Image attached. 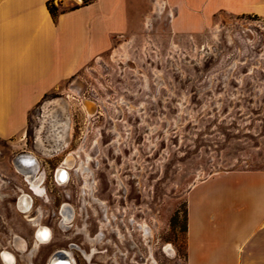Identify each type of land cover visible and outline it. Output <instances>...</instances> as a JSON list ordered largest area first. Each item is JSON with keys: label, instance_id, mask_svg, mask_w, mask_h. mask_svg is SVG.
<instances>
[{"label": "rangeland", "instance_id": "1", "mask_svg": "<svg viewBox=\"0 0 264 264\" xmlns=\"http://www.w3.org/2000/svg\"><path fill=\"white\" fill-rule=\"evenodd\" d=\"M155 12L152 25L139 36L119 40L82 76L45 97L32 110L22 139H0V196H4L0 197V251L12 250L14 233L25 239L28 248L34 242V227L17 207L20 197L15 201L22 190L30 199L28 214L36 213L28 194L35 193L14 164L23 150L53 169L67 151L85 148L79 159L92 155V160H85L91 180L97 181L92 196L105 209L103 213L89 197V205L81 208V177L73 174L68 189L78 215L73 207L75 217L67 233L74 234L67 240L59 219L53 239L42 220L52 239L42 245L34 264H46L50 254L69 241L89 251L84 233L76 229L86 223L89 236L95 237L101 221L107 226L94 263L184 264L186 198L192 186L230 170H264V17L219 12L208 27L176 32L171 8L163 15ZM77 80L82 81L81 92L74 90ZM58 98L70 105L75 133L70 147L51 157L53 152L46 153L38 137L44 106ZM91 103L95 110L89 109ZM71 156L74 163L69 168L76 165ZM64 189L49 187L52 202L47 204L46 193L45 203L36 204L41 203L44 211L58 210L67 199ZM21 203L27 205V199ZM143 224L150 235L139 228ZM168 244L173 255L164 250ZM13 252L16 264H25ZM75 255L77 264H86L78 252Z\"/></svg>", "mask_w": 264, "mask_h": 264}, {"label": "crops", "instance_id": "2", "mask_svg": "<svg viewBox=\"0 0 264 264\" xmlns=\"http://www.w3.org/2000/svg\"><path fill=\"white\" fill-rule=\"evenodd\" d=\"M50 1L0 0L2 140L22 139L45 97L82 76L119 40L139 36L152 25L154 9L173 10L176 32L208 27L219 12L264 17V0L63 2L56 17ZM184 264H264V170H230L192 186Z\"/></svg>", "mask_w": 264, "mask_h": 264}, {"label": "flooded vegetation", "instance_id": "3", "mask_svg": "<svg viewBox=\"0 0 264 264\" xmlns=\"http://www.w3.org/2000/svg\"><path fill=\"white\" fill-rule=\"evenodd\" d=\"M92 104L93 103H91V105L90 104L88 105L89 106V109L92 106ZM68 109H69V111H68V128H67L66 134L64 135V137H62L58 141V143H55L54 144V147L51 150H49L48 152H46V153H50L52 151L53 153H52L51 157L58 156L60 153L64 152L66 149H68L70 147V145H71L72 138H73V135L75 133V129H74L75 126H74V120L71 119L72 115L70 113V111H71L70 105H68ZM86 117H87V115H86ZM71 122H72V124H71ZM68 135H70L68 137V144L65 147L62 148L61 147L62 144H64V143L66 144V142H67V136ZM85 136H87V134ZM84 151H85V148L83 150H81V151L80 150L79 151H76V150H71V151L69 150V151H67L66 154L61 158V160L57 163V165L53 169H47V167L43 164V161L37 155H35V154H34L36 156L35 158L38 161L36 165L35 164L34 165H31L26 160V158H27L26 156L25 157L24 156H21L19 158V161H17L18 162L17 163L18 166L25 165L26 167H28V169L31 170V172L30 171H28V172L33 174V179L32 180L36 183V185H35L36 188H34V187L31 188L29 186V188L31 189V191L33 193H35V194H32V193H28L27 192L28 194L31 195V208L34 209V213L37 211V209L40 206H42L41 203L40 204H36L37 200H39L41 202H44L43 201V198L45 200H46V198H48L46 196V193L50 196L49 203H47V204H50L52 202V196L49 194V187L52 186V187L59 188V189L66 188V189H64V192H65V195H66L67 199L61 203V205L59 206L58 210H56V211L54 210L52 212L49 211V210H47V209H45L47 211H44L43 210V218H44L43 219V223L45 225L49 226L50 229L52 230L53 239H54V233H55V229H54L55 226L54 225H57L58 226V220L60 219V221H61V219H62V214H61V218H60V212L62 213V210H64V209H65V213L70 212V214L72 216L71 221L69 222L70 223V227L64 232V234H66L65 235V238L67 240H70L71 239V235L74 234V233H71V234L68 235V233H67L72 228V224L71 223L73 222V219H74L73 217H75V210H76V213L78 215L77 207L73 203L70 202V200L72 199V194H71L70 189H68L69 185L73 181L72 180L73 174L75 176L77 175L78 177H81V178H79V181L82 184V194H81L82 207L81 208H84V206L89 205V202L91 200L95 204H98V202H102V201L99 200V198H94L92 196V194L95 192V186L97 185V181L95 183L94 181L91 180L92 173H91V171L89 169V166H88L87 162H85V160H86V158H87V160L89 158H90V160H92L93 157H92V155L87 154V157H85V159H83L84 161L83 160H80L79 159V157H80L79 155L81 154V152H84ZM20 152H27V151L23 150V151H20ZM72 154L76 158V163L75 164L76 165L79 164V166H80V168L77 167L76 170H75V166L76 165H74L72 168H69L70 165H72L74 163L73 162V159H72V156H71ZM91 162H90V166H91ZM62 166H63L64 171H65V177L64 178H60V177L57 176L58 169L60 167H62ZM13 167H14V170L16 171V168H15L14 164H13ZM43 171H45V172H43ZM23 176H24V174H23ZM2 181H3V183H5V180H2ZM26 181H27V179H26ZM60 181H62L63 183L60 184L59 183ZM28 184H29V182H28ZM22 192H23L22 190L18 191V193L16 195V199H15L16 202H18V198L21 197V195H23ZM18 194H20V195H18ZM3 197L4 196L1 195V198H3ZM87 197H89L91 200L88 201L87 200ZM19 199H21V198H19ZM64 202H68V203H64ZM19 203H20V200H19ZM19 203L17 205V207L19 209H21V208L23 209V207L24 208H27V206L30 207V199H28V202H27L28 205H24L25 203H22V207H21ZM14 207H15V204H14ZM73 207L75 208V210H74ZM22 211L24 212V210H22ZM29 212L30 211H28V213ZM50 212H51V214H50ZM24 214H26V213H24ZM35 216H36V213L34 215H30V218L33 219ZM50 218H52V219L50 220ZM59 224H60V222H59ZM45 225H43V227L46 228L48 231H50L49 228L47 226H45ZM33 227H34V232H33L34 237H33V240L35 241V232H37L39 229H38L37 226H33ZM76 231L77 232H79V231L80 232H83L82 229H78V230L76 229ZM52 236L50 235V238L46 242L41 243L39 247H37L36 249L33 250V253L31 255V257H30V263L31 264H34L33 258L38 253V251L40 250V248L42 247V245L50 242V240L52 239ZM23 244H24V247L26 248L25 251L23 253H20V252H18V253L20 254V257H22V259L25 261V264H27V262H26L27 261L26 253H28L34 247V242H33V245H32L31 248H28L27 247V242L25 241V239H23ZM10 246L12 247V250L11 251H15V250H13L14 249L13 246L12 245H10ZM65 248H67V249H65ZM1 250L2 251L8 250V248L5 247V248H2ZM58 250H63L65 252V254H67V256L70 258L72 264H77L76 263V260H75V257H76L75 252H78L81 255L82 259L85 261L86 264H96V263L93 262V258L90 259V261H88L87 258H86L87 254H89L88 252H90L91 248L88 251L87 249H85V248L82 247V244L81 243H76V242H73V241H69L68 243H66V246L63 247V248L54 250L50 254V256L48 257L47 262H48L49 258L52 256V254L54 252L58 251ZM2 251H0V252H2ZM15 252H17V251H15ZM14 257L16 259V254H14ZM0 258H1V253H0ZM1 260H2V258H1ZM17 261H18V258H17ZM2 262H3V260H2ZM47 262H46V264H47ZM15 264H16V261H15Z\"/></svg>", "mask_w": 264, "mask_h": 264}, {"label": "bare ground", "instance_id": "4", "mask_svg": "<svg viewBox=\"0 0 264 264\" xmlns=\"http://www.w3.org/2000/svg\"><path fill=\"white\" fill-rule=\"evenodd\" d=\"M122 48L125 50L126 45H123ZM116 53H120V51L117 49ZM73 86H74V90L76 92H81L82 82L80 80H77L75 82V84H73ZM43 110H44V112H43L44 114H43L42 128H41V131L39 132L38 142H39L40 146H42L43 150L45 152H48L49 150H51L54 147V144L58 143V141L62 137H64V135L66 134V131L68 128V102L66 99H62V98L53 99V100L49 101L48 103H46ZM92 110H94V106H92ZM43 130L47 131L46 132L47 135L45 136L46 138L42 135ZM45 139H46V141L49 142V147L46 146ZM22 156H24V157L26 156L27 157L26 160L31 165H34V164L36 165L38 162L37 159L35 158V156L32 155L30 152H25V155H22ZM20 157L21 156H18L16 158V160L19 161ZM17 163L18 162L16 161L14 164L16 165L17 169L21 173L24 174L25 178L27 179V181L30 184L29 186L31 188H33V187L36 188L35 187L36 183L32 180L33 174L28 172V171L31 172V170L28 169V167H26L25 165L18 166ZM57 176L60 178L65 177V171H64L63 166L58 169ZM18 191H20V190H18ZM18 195H20V194H18ZM20 198L21 199H20L19 204L22 207L21 202H23V199H27V202H28V196H25V195L22 196L21 195ZM27 205H28V203H27ZM98 205L101 207V210L104 213L105 212L104 203L98 202ZM90 206L92 207L93 205H91V203H90ZM29 208L30 207L27 206V208L23 207V209L22 208L21 209L24 210V212L26 213L25 216H26L28 222L30 223V225L37 226L39 230L37 232H35L34 247L28 253H26L27 264H31L30 263V257L33 253V250L36 249L37 247H39L41 243L46 242L50 238V232L46 228H44L43 224H42L43 209L40 207L36 211V216L32 219V218H30V215L28 214ZM92 208L95 211V213L97 214L98 213L97 209L94 206ZM61 214H62V219L60 221L59 227L61 228L60 230L62 232H65L70 227L69 222L71 221L72 216H71L70 212L65 213V209L62 210ZM107 221H108V219H107ZM105 226H107V223L101 221V224H100L101 231L95 237H90L88 234L87 228H86L87 224L84 223V227L82 228V230H83V233L86 237L85 240L91 246V250H90V252H88L89 254H87V256H86L88 261H90V259L96 257V251L98 249L97 244H99V242H100V244H102L101 242L104 239V231H105L103 227H105ZM139 228L143 231V234L145 236L150 235V232L148 231V226L146 224L139 225ZM12 238H13V241L10 244L13 246V248H14L13 250L20 252V253H23L26 249L24 247V244H23V238L16 233L13 234ZM171 248H172V246L170 244H168L166 247H164V250H165V252H167V254L173 255L174 252ZM1 258H2L4 264H15L14 252L11 250L2 251L1 252ZM69 260H70V258H69ZM151 261L152 260L149 258L148 262H151ZM47 264H58V263H55L53 260H51V257H50ZM63 264H72V263L70 260V262H65ZM151 264H156V263L154 261H152ZM166 264H171V263H166Z\"/></svg>", "mask_w": 264, "mask_h": 264}, {"label": "water", "instance_id": "5", "mask_svg": "<svg viewBox=\"0 0 264 264\" xmlns=\"http://www.w3.org/2000/svg\"><path fill=\"white\" fill-rule=\"evenodd\" d=\"M51 260H53L55 263L63 264L65 262H70L69 257L63 250H58L54 252L51 256Z\"/></svg>", "mask_w": 264, "mask_h": 264}, {"label": "built area", "instance_id": "6", "mask_svg": "<svg viewBox=\"0 0 264 264\" xmlns=\"http://www.w3.org/2000/svg\"><path fill=\"white\" fill-rule=\"evenodd\" d=\"M54 5H56L57 7H59L63 2H69V3H72L73 6H77V5H80L82 3H84V0H51ZM22 155H25V152H20L18 153L15 157H18V156H22ZM60 184L63 183L62 181L59 182Z\"/></svg>", "mask_w": 264, "mask_h": 264}, {"label": "trees", "instance_id": "7", "mask_svg": "<svg viewBox=\"0 0 264 264\" xmlns=\"http://www.w3.org/2000/svg\"><path fill=\"white\" fill-rule=\"evenodd\" d=\"M89 1H90V0H84V3H87V2H89ZM74 7H76V6H74ZM49 10H50L51 14H52L54 17H56V15L58 14L59 8H58L56 5H54V3H53L52 1H50V4H49Z\"/></svg>", "mask_w": 264, "mask_h": 264}]
</instances>
